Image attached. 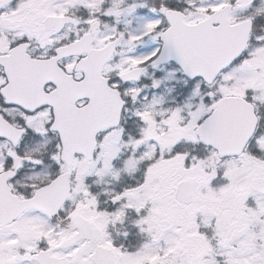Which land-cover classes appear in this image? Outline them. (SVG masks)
<instances>
[{"label":"snow or ice","instance_id":"snow-or-ice-1","mask_svg":"<svg viewBox=\"0 0 264 264\" xmlns=\"http://www.w3.org/2000/svg\"><path fill=\"white\" fill-rule=\"evenodd\" d=\"M0 264H264V0H0Z\"/></svg>","mask_w":264,"mask_h":264}]
</instances>
